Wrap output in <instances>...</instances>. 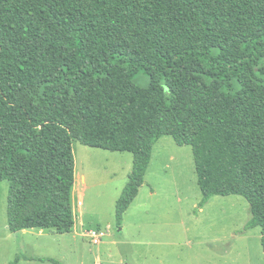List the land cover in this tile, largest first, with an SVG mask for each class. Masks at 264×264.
Returning a JSON list of instances; mask_svg holds the SVG:
<instances>
[{"label":"trees","instance_id":"1","mask_svg":"<svg viewBox=\"0 0 264 264\" xmlns=\"http://www.w3.org/2000/svg\"><path fill=\"white\" fill-rule=\"evenodd\" d=\"M163 134L192 148L199 207L243 196L264 248V0H0L10 232L71 231L73 140L132 154L120 221Z\"/></svg>","mask_w":264,"mask_h":264},{"label":"rangeland","instance_id":"2","mask_svg":"<svg viewBox=\"0 0 264 264\" xmlns=\"http://www.w3.org/2000/svg\"><path fill=\"white\" fill-rule=\"evenodd\" d=\"M72 152L74 224L67 233L50 228L10 232L8 181L0 180V264L15 258L16 264H264L260 228H245L250 214L243 196L213 195L199 207L202 195L190 145H178L168 134L154 142L144 182L120 221L115 205L132 154L77 140ZM93 231L100 235L96 242Z\"/></svg>","mask_w":264,"mask_h":264},{"label":"built area","instance_id":"3","mask_svg":"<svg viewBox=\"0 0 264 264\" xmlns=\"http://www.w3.org/2000/svg\"><path fill=\"white\" fill-rule=\"evenodd\" d=\"M92 237H94V242H96L97 240V236H100L99 234H96L94 231L92 232Z\"/></svg>","mask_w":264,"mask_h":264}]
</instances>
